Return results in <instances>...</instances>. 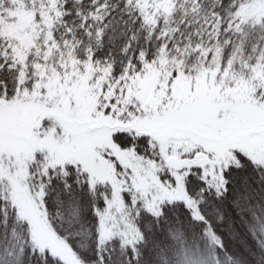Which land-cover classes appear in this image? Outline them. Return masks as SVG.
Wrapping results in <instances>:
<instances>
[{
  "label": "snow or ice",
  "instance_id": "6c2138e0",
  "mask_svg": "<svg viewBox=\"0 0 264 264\" xmlns=\"http://www.w3.org/2000/svg\"><path fill=\"white\" fill-rule=\"evenodd\" d=\"M0 264H264V0H0Z\"/></svg>",
  "mask_w": 264,
  "mask_h": 264
}]
</instances>
